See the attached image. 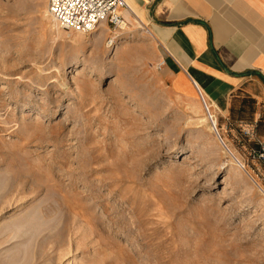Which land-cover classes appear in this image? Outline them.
Listing matches in <instances>:
<instances>
[{
	"label": "rangeland",
	"instance_id": "obj_1",
	"mask_svg": "<svg viewBox=\"0 0 264 264\" xmlns=\"http://www.w3.org/2000/svg\"><path fill=\"white\" fill-rule=\"evenodd\" d=\"M126 23L0 0V264H264L253 144L221 141L193 89L171 99Z\"/></svg>",
	"mask_w": 264,
	"mask_h": 264
},
{
	"label": "crops",
	"instance_id": "obj_2",
	"mask_svg": "<svg viewBox=\"0 0 264 264\" xmlns=\"http://www.w3.org/2000/svg\"><path fill=\"white\" fill-rule=\"evenodd\" d=\"M126 2L136 15L121 9L125 21L153 35L167 95L202 94L221 138L245 137L253 156L264 144V0Z\"/></svg>",
	"mask_w": 264,
	"mask_h": 264
},
{
	"label": "built area",
	"instance_id": "obj_3",
	"mask_svg": "<svg viewBox=\"0 0 264 264\" xmlns=\"http://www.w3.org/2000/svg\"><path fill=\"white\" fill-rule=\"evenodd\" d=\"M121 9L136 15L126 0H48L49 13L60 28L81 34H92L103 25L114 30H123L126 27V21L120 14ZM161 67L162 64L159 68ZM201 99L209 119L213 122L214 116L202 94ZM213 126L220 140L223 141L217 125ZM252 157L264 167V144H260L259 149L253 153Z\"/></svg>",
	"mask_w": 264,
	"mask_h": 264
},
{
	"label": "bare ground",
	"instance_id": "obj_4",
	"mask_svg": "<svg viewBox=\"0 0 264 264\" xmlns=\"http://www.w3.org/2000/svg\"><path fill=\"white\" fill-rule=\"evenodd\" d=\"M48 11H49V10H48ZM127 26H128V25H127V23H126V27H125L124 29H126V28H127ZM148 31H149V30H148ZM149 32H150V31H149ZM150 34H151V36H153V35H152V33H150Z\"/></svg>",
	"mask_w": 264,
	"mask_h": 264
}]
</instances>
